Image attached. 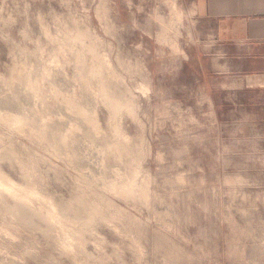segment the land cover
I'll list each match as a JSON object with an SVG mask.
<instances>
[{"label":"rangeland","instance_id":"1","mask_svg":"<svg viewBox=\"0 0 264 264\" xmlns=\"http://www.w3.org/2000/svg\"><path fill=\"white\" fill-rule=\"evenodd\" d=\"M168 5L0 0V171L37 203L0 190V264H264V88Z\"/></svg>","mask_w":264,"mask_h":264},{"label":"crops","instance_id":"2","mask_svg":"<svg viewBox=\"0 0 264 264\" xmlns=\"http://www.w3.org/2000/svg\"><path fill=\"white\" fill-rule=\"evenodd\" d=\"M168 3L174 19L185 5L193 42L205 52L211 77L221 79L222 91L231 78L264 88V0H163Z\"/></svg>","mask_w":264,"mask_h":264},{"label":"bare ground","instance_id":"3","mask_svg":"<svg viewBox=\"0 0 264 264\" xmlns=\"http://www.w3.org/2000/svg\"><path fill=\"white\" fill-rule=\"evenodd\" d=\"M180 17V16H179ZM178 17V18H179ZM177 18V19H178ZM180 19V18H179ZM178 21H180V20H178ZM180 24V23H179ZM180 27V26H179ZM102 84V83H101ZM106 84H104L103 86H105ZM102 86V85H101ZM103 86L101 87V89L103 88ZM106 87V86H105ZM104 87V88H105ZM108 87H109V85H108ZM108 87H106L105 89H104V91L108 88ZM110 89V88H109ZM104 91H102L101 90V92H104ZM111 91H113V90H111ZM107 92V91H106ZM11 147V146H10ZM7 150V149H6ZM6 152V151H5ZM13 152V151H12ZM4 153V152H3ZM1 154V153H0ZM13 154V153H12ZM2 155V154H1ZM0 155V156H1ZM7 155H8V152H7ZM4 156V155H3ZM10 156V155H9ZM6 157V156H5ZM3 158V157H2ZM9 158V157H8ZM1 159V158H0ZM22 168V167H21ZM24 169V168H23ZM1 172V171H0ZM24 173V172H23ZM22 177H23V175H22ZM24 181V180H23ZM26 181V180H25ZM17 183V182H16ZM26 183V182H25ZM23 185H25V184H23ZM18 186V187H17ZM26 188H24V190H23V188L18 184V185H16L12 180H11V178H9L6 174H4V172L2 173L1 172V174H0V190L1 191H6V193L8 194H11L12 196H13V198H15L14 200V206H12V208H13V210H14V212H16V213H18V214H20L21 216H24V217H26V218H32L33 217V215H34V211H33V209H34V207H33V205H37V203L35 204H32V199L34 198V197H36V192H34V191H31V190H25ZM2 196H3V194H2ZM38 199V198H37ZM12 202H13V200H12ZM77 203V202H76ZM7 204V203H6ZM50 206H49V209H48V211L49 212H51V214L52 215H50V214H47V215H49V217L50 218H52V220L54 219V217H56V218H59V215H60V211L58 210V208L57 207H54V203H51L50 202ZM84 204V203H83ZM3 205V204H2ZM12 205V204H11ZM86 205V204H85ZM61 206H63V205H61ZM69 206V205H68ZM4 207V206H3ZM6 207V206H5ZM9 207V206H8ZM36 207V206H35ZM73 207V206H72ZM75 207H76V205H75ZM77 207H79V206H77ZM1 208V207H0ZM57 208V209H56ZM63 208H64V206H63ZM85 209L87 208V207H84ZM8 209V208H7ZM6 209V210H7ZM61 209H62V207H61ZM12 210V211H13ZM66 210V209H65ZM68 210V209H67ZM83 211V210H82ZM11 212V210L9 211V213ZM13 212V213H14ZM48 212V213H49ZM62 212V211H61ZM73 212V211H72ZM12 213V212H11ZM15 213V214H16ZM64 213V212H63ZM75 213V212H74ZM65 214V213H64ZM63 214V215H64ZM12 215V214H11ZM42 215V214H41ZM61 216V215H60ZM41 217H43V216H41ZM63 217V216H62ZM77 217H78V215H77ZM21 218H23V217H21ZM21 218H19V219H21ZM41 219V218H40ZM43 219V218H42ZM61 219V218H60ZM24 220V219H23ZM30 220V219H29ZM62 220V219H61ZM20 222V221H19ZM22 222H24V221H22ZM27 223V222H26ZM25 224V223H24ZM28 224V223H27ZM48 230V229H47Z\"/></svg>","mask_w":264,"mask_h":264}]
</instances>
